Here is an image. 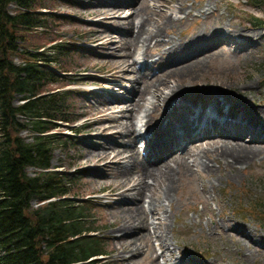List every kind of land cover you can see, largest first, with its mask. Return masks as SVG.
I'll return each instance as SVG.
<instances>
[{
  "label": "rangeland",
  "instance_id": "1",
  "mask_svg": "<svg viewBox=\"0 0 264 264\" xmlns=\"http://www.w3.org/2000/svg\"><path fill=\"white\" fill-rule=\"evenodd\" d=\"M55 1L52 11L57 16H53L56 20L51 21L50 27L46 28L47 31L45 28L30 31L27 44L44 46L43 49H47L53 40L77 43L80 48L78 53L74 56L70 55L68 60L69 69L74 73L68 72V75H64V81L51 84L49 88H57L68 81L69 85L65 88L74 89L77 92L73 102L77 111L76 115L82 118L76 126L80 127L82 124L84 126L71 129L73 127L65 123L58 128L73 138L71 144H68L71 146L70 149L67 150L66 146L56 148L52 162L54 166H60L63 171L75 173V176H78L74 193L70 192L69 196L73 202L83 203L90 208L89 214L94 218H91V221L99 229L94 234L102 241L108 253L102 260L107 264H143L149 256L146 247L125 253V259L117 249L121 246L120 239L124 238L125 242L131 239V231L116 228L126 220L127 216L123 210L134 205V199L129 195H119V191L110 189L108 183L112 181L113 171L104 166L105 161L97 162L94 158L88 159V152L93 147L103 146L111 150L106 140L118 148L120 145L127 144L126 140L110 135V131H103L105 119H102L97 111L100 108L99 102L103 100L102 98L109 99L110 92L122 96L124 100L132 99L131 93L120 86L111 84L113 81L129 85L132 75H127L124 80L116 78L114 72L107 65H100V62L103 59L115 62L128 57L136 60L135 67L142 68L141 72L144 71L146 63H150L153 69L149 76L158 72L162 73L183 62L176 59L162 65L156 63L160 55L153 47L155 41L151 43V54L148 59H144L147 56L142 54L144 51L142 45L136 46V43H131V46L116 54L119 50L116 46L110 50L102 48L106 45L97 38V33L103 30L119 40L124 34L122 29L127 21L133 23L134 33H136L142 18L147 19L146 24L151 25L161 21L162 10L168 12L169 16L181 20L175 32L168 30V37L192 35L198 30L219 25H233L239 29L260 32L262 37L256 39L257 42L251 46L250 50L247 45L241 48L237 46V43H228L226 40L225 44L216 49V54L205 59L203 66L199 65L191 69V73L187 75L179 72L177 77V82L186 89L194 93L202 92L205 103L212 102L218 94L217 91H223V94L232 100L245 101L248 107H255L264 104V26L253 23L259 21L256 18L264 21V0H185L188 7L186 11L178 9V0H142L143 10L139 16L134 10L141 0L122 6L123 9L115 15L109 13L94 15L90 9L95 7L94 3L99 0ZM112 1L116 0H104L101 5H111ZM126 35L129 36L128 41L132 42L133 39L130 38L132 34ZM72 45L74 44H69V46ZM192 51H194L192 48L188 50V52ZM127 52L133 57L128 56ZM177 82L172 81L170 84H177ZM246 82H250L251 85L243 89L242 83ZM210 91H212L211 94L208 93ZM175 98L169 100L167 108L171 110L177 102V110L184 111L186 108L183 103L180 104L178 97ZM126 108L127 106H120L116 109L125 111ZM154 116L159 117L158 113ZM177 116L179 117L180 113ZM146 120V111L143 109L138 113L136 126L138 130L136 141L141 153L149 151L153 146L148 141L151 132L143 126ZM175 123L173 121V125ZM28 134L25 131L23 135ZM142 134L146 135V138H143ZM198 142H200V149L208 146L203 140L195 143ZM193 144V142H182L178 144L179 149L175 148L174 151L178 155H183L191 150ZM186 156L193 166V171L189 170L182 176L172 207L166 205L160 210V214L154 216L150 214L153 225H158L167 217L165 221L167 228H160L157 232V235L164 233L165 236L162 239L154 237L152 240L155 247L154 254L159 256V262L180 264L184 256L212 262L214 257L221 258L220 255H222L229 263L264 264V244H262L263 248L261 246L257 248L259 252L250 255L254 247H249L248 244L241 247L236 240L234 230L235 226L241 224V231L245 230L247 235L251 232L264 235V213L259 211L264 209V154L259 157L261 160H256L253 164L238 163L235 166H220L221 161L203 157L213 168L211 174L197 165L194 155L190 153ZM171 159L170 157L168 161L174 165ZM111 167L115 165L111 164ZM148 200L149 198L145 197L144 203ZM260 206L262 208H259ZM153 225L150 227L152 232ZM114 227L118 231L111 233ZM162 229L164 232L161 231ZM162 242L166 243V249L161 246Z\"/></svg>",
  "mask_w": 264,
  "mask_h": 264
},
{
  "label": "bare ground",
  "instance_id": "2",
  "mask_svg": "<svg viewBox=\"0 0 264 264\" xmlns=\"http://www.w3.org/2000/svg\"><path fill=\"white\" fill-rule=\"evenodd\" d=\"M134 1L136 0H116L112 1L111 5H101L104 0H99L94 3L95 7H92L90 11L94 15L108 13L115 15L123 9L122 6L132 4ZM178 1L180 11L188 10L185 0ZM139 2L134 10L137 16L141 15L143 10L142 0ZM160 16L162 20L153 25L146 24L147 19L142 18L136 33L131 21L124 22V29H122L124 34L119 40L103 30L97 33V38L106 45L102 48L110 50L116 46L119 49L116 54L131 46V43H136V46L142 45L144 48L142 54L147 56L144 59H148L151 54V43L155 41L153 47L160 55L156 63L162 65L176 59L183 63L149 76L152 69L149 63H146L144 71L141 72L142 68L135 67V59L124 57L115 62L110 59L101 60L100 65H107L116 78L124 80L127 75H132L129 85L111 81V84L120 86L131 93L132 99L124 100L122 96L110 92L109 99L102 98L103 100L99 102L100 108L97 111L102 119H105L103 131H110V135L126 140L127 144L120 145L118 148L105 139L111 150L100 146L93 147L88 152V159L94 158L97 162L105 161L104 166L112 169V181L108 183L110 189L119 191V195H129L134 199V205L128 209L122 207L127 217L116 228L131 231V239H128V242H125L124 238L120 239L121 246L117 249L125 259V253L146 247L149 256L143 264H162L159 262V256L154 254L155 247L152 240L154 237L162 239L165 236L164 233L157 235V232L160 228H167L165 222L167 217L164 218L165 221L153 225L150 214L152 213L153 216L160 214V210L166 205L172 207L182 176L189 170L193 171L192 164L187 160V154L194 155L197 165L202 166L208 174L213 173V168L203 157L221 161L220 166H235L238 163L253 164L256 160H261L259 157L264 154V104L248 107L245 101L232 100L225 96L223 91H217L218 94L212 102L205 103L202 92L194 93L177 82L179 72L187 75L191 73V69L199 65L203 66L205 59L216 54V49L225 44L226 40L228 43H237V46L241 48L247 45L250 50L251 46L257 42L256 39L262 37V33L244 30L245 28L239 29L233 25H219L210 27L209 30L207 28L198 30L192 35L168 37V30L175 32L181 20L169 16L164 10L160 12ZM226 31H228L227 35H225ZM127 33L132 34L130 36L133 39L132 42L128 41ZM191 48L194 51L188 52ZM128 56L133 57L130 53ZM172 81L177 84H170ZM250 85V82L242 83V88H248ZM208 93L211 94L212 91ZM175 97H178V102L185 106L184 111L177 110V102L171 110L167 108L169 100L176 99ZM120 106H127V108L125 111L117 110L116 108ZM143 109L146 111L147 118L143 126L151 132L148 141L153 144L146 155L141 153L136 141L138 113ZM120 113L124 115L119 116ZM155 113H158L159 117H155ZM173 121L176 122L174 125ZM146 129L145 131L148 132ZM202 140L207 142L208 146L200 149V142H195ZM180 142L194 144L191 150L178 155L174 149L179 148ZM98 149L101 150L97 152ZM170 157L174 165L168 161ZM122 161L125 162L122 164ZM111 164L115 167H111ZM145 197L149 200L144 203ZM124 202L127 203V201ZM152 225L153 232L150 230ZM235 227L236 240L240 246L248 244L249 247H254L250 255L259 252L257 248L260 246L263 248V234L251 232L247 235L245 230L241 231V224ZM116 229L114 227L111 233L118 231ZM161 231L164 232L163 229ZM161 246L167 248L164 242ZM220 256L221 258L214 257L212 262L184 256L180 264H234L226 261L225 256Z\"/></svg>",
  "mask_w": 264,
  "mask_h": 264
},
{
  "label": "trees",
  "instance_id": "3",
  "mask_svg": "<svg viewBox=\"0 0 264 264\" xmlns=\"http://www.w3.org/2000/svg\"><path fill=\"white\" fill-rule=\"evenodd\" d=\"M55 3L0 0V264H107L94 258L108 253L90 208L69 196L77 177L52 162L56 148L71 147L57 128L77 129L80 116L68 81L49 85L72 71L76 50L27 44L30 31L56 20Z\"/></svg>",
  "mask_w": 264,
  "mask_h": 264
}]
</instances>
